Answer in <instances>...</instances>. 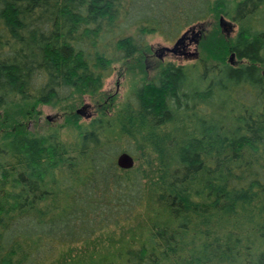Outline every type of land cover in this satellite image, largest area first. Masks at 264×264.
<instances>
[{
	"label": "trees",
	"instance_id": "obj_1",
	"mask_svg": "<svg viewBox=\"0 0 264 264\" xmlns=\"http://www.w3.org/2000/svg\"><path fill=\"white\" fill-rule=\"evenodd\" d=\"M263 5L0 0V264H50L138 212L145 242L99 264H264ZM219 17L233 37L214 27L197 64L162 65L114 119L67 114L69 141L20 124L37 106L95 98L113 65L147 52L146 36L170 43ZM121 152L130 170L116 167Z\"/></svg>",
	"mask_w": 264,
	"mask_h": 264
},
{
	"label": "rangeland",
	"instance_id": "obj_2",
	"mask_svg": "<svg viewBox=\"0 0 264 264\" xmlns=\"http://www.w3.org/2000/svg\"><path fill=\"white\" fill-rule=\"evenodd\" d=\"M219 19L222 20L225 27L219 26ZM256 24V30L264 28V11L260 12ZM214 27L225 38L233 37L237 31L236 24L230 19L223 17L216 20L209 19L192 29L197 37L195 43L189 46L187 55H184L180 50L174 55L164 54L161 50L163 48L171 49L174 41L166 43L155 34L146 36L147 52L141 58H135L129 65H113L110 75L102 81L95 98L85 96L82 97L81 103L72 104L70 102L69 110L65 106L60 108L37 106L36 114L29 115L26 120L19 115L20 124L33 135L57 130L62 141H69L74 128L63 127V120L67 114L81 111L82 114L78 115L80 117L79 124H86L91 119L99 118L101 114H104L106 118L114 119V115L135 84L144 77L147 79L154 77L162 65L170 63L175 66L188 67L197 64L201 57L200 39L208 35ZM143 215V212H138L128 222L109 228L86 243L61 249L50 264H99L115 261L116 255H121L128 243L140 245L145 242L147 230Z\"/></svg>",
	"mask_w": 264,
	"mask_h": 264
},
{
	"label": "water",
	"instance_id": "obj_3",
	"mask_svg": "<svg viewBox=\"0 0 264 264\" xmlns=\"http://www.w3.org/2000/svg\"><path fill=\"white\" fill-rule=\"evenodd\" d=\"M195 26H197V25H195ZM195 26H192V27L188 28L186 31H184L174 41L171 49L163 48L161 51L163 53H168V54L174 55L176 53V50L180 46L183 45V42L185 40H187L188 42L193 40L195 42V38L197 37V34L192 32V29L195 28ZM219 26L222 27V28L225 27V25L223 24L221 19H219ZM189 35H190L191 38H187ZM231 58H232V56L230 55L229 60H231ZM75 114L76 115H81L82 113H81V111H77ZM115 165L120 170H130L134 166V161L131 158V156H129L127 153L121 152L115 159Z\"/></svg>",
	"mask_w": 264,
	"mask_h": 264
},
{
	"label": "flooded vegetation",
	"instance_id": "obj_4",
	"mask_svg": "<svg viewBox=\"0 0 264 264\" xmlns=\"http://www.w3.org/2000/svg\"><path fill=\"white\" fill-rule=\"evenodd\" d=\"M188 38H191V37H188ZM193 43H195L193 40L190 41V42H188L187 40H185V41L183 42V45L180 46V47L176 50V52H179L178 50H180V51H182V53H183L184 55H187V53H189V52H188L189 46H190L191 44H193ZM164 54H167V53H164Z\"/></svg>",
	"mask_w": 264,
	"mask_h": 264
}]
</instances>
